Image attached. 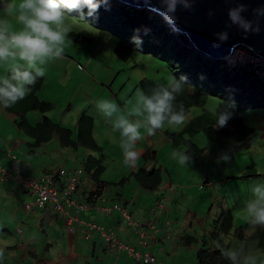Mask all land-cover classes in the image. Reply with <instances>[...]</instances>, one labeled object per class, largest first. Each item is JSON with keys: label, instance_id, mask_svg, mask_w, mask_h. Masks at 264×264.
Returning a JSON list of instances; mask_svg holds the SVG:
<instances>
[{"label": "crops", "instance_id": "obj_1", "mask_svg": "<svg viewBox=\"0 0 264 264\" xmlns=\"http://www.w3.org/2000/svg\"><path fill=\"white\" fill-rule=\"evenodd\" d=\"M3 75H6L5 70ZM132 90L129 94L126 91L119 90L116 92L112 90L113 97L109 99L113 98L112 100L121 106L127 100L129 101V107H131L134 105L136 98ZM53 93L57 99H62L63 93H60L56 88ZM46 100L54 101L52 97ZM96 102L97 99H94L93 103L96 104ZM95 115L108 126H111L98 110ZM19 118L21 117L8 110V108L0 106V248H3L6 252L7 263L10 259L16 261L20 259L27 264H142L129 251L110 250L103 230H109V233L112 232L115 238L140 251L146 250L141 244L142 235L146 233L150 242L149 251L159 258V254L156 255L153 251V246L161 240L160 238L166 231L167 223L171 221V235L166 237V239L170 238L167 241L170 251L166 254L172 259L170 261L161 259L162 262L165 264H194L195 257L191 259L192 253L183 246L184 240L188 239L184 236V232L186 234L190 229L188 221L186 219V222H180L171 218V208L178 196H186L185 192L188 188L199 186L202 177H207V173L203 172L201 177H194L193 175V177H182L189 173L192 165L196 166V162L193 161V164L191 163L189 166H180L171 157L174 150H184L185 147L183 145L175 146L166 133L167 131L181 132L185 126L175 129L165 128L152 135H148L147 132L141 130L143 139L137 143L139 159L136 165L133 167L128 166L124 173L120 172L119 177H101V179L110 182L119 180H122V182L110 184L100 196L91 198V191L97 183L93 178L83 174L82 171L79 177L80 185L78 184V188L73 194L83 206L76 208L73 205H66L65 212H60L50 201L46 202V205L36 207L33 210L26 209L23 206L24 202L33 198L30 190L24 188L23 180L30 177H39L48 172H56L63 166L43 168L40 165L35 157L37 149L43 143L33 145L34 139L28 136L19 126ZM78 118L69 125H65V118L61 123L72 127L76 124ZM188 121L187 125H189ZM93 122V137L97 141L94 117ZM160 133L164 135L167 141L166 149L168 153L163 154V157H160L155 150V139ZM113 141L114 143L121 141L120 134L116 131H114ZM99 145L102 147L103 152V146ZM60 146H62V149L59 151L58 156L62 157L67 150L73 149L74 151H67L68 158L74 161L72 167L83 169V161L87 157H84L83 153L88 155L92 150L82 144H78L76 147H66L60 143ZM79 148L87 150L82 152ZM205 152L206 150L200 157H192V160L201 159ZM150 154V159L145 158L146 155L149 156ZM168 155L171 157L168 161L171 162V168L165 169L164 173L167 172V176L162 177L161 185L154 189L143 186L137 179L140 176L137 173L142 168L150 170L153 163L162 162ZM17 169L20 172H17ZM106 169L107 166H105L103 173ZM117 169L115 167V170ZM5 171H8L9 178L3 180ZM20 175H22L21 179ZM114 175H117V171ZM173 177H177L178 180ZM236 178L225 177L222 179L221 177L220 180L227 185L234 182L232 180ZM187 181L190 182L187 183ZM205 185L211 186V181L207 179ZM113 203L126 207L127 212L138 217L141 223L140 226H126L125 220L116 209L111 212L103 210L104 206ZM205 224L206 219L197 216L196 213L191 217L192 228L197 229V225L205 227ZM153 225H157L158 229H153ZM247 227L249 228V226ZM249 229L251 234L255 227L251 226ZM250 234L247 232V235ZM153 236L157 238L156 243ZM43 239H46L48 243L45 244ZM177 249H179V254H175Z\"/></svg>", "mask_w": 264, "mask_h": 264}, {"label": "rangeland", "instance_id": "obj_2", "mask_svg": "<svg viewBox=\"0 0 264 264\" xmlns=\"http://www.w3.org/2000/svg\"><path fill=\"white\" fill-rule=\"evenodd\" d=\"M3 2L7 3L8 0H0V5ZM69 16L76 19L72 20L71 23L75 26L73 31L77 33V37H71L72 43L66 48L64 58L48 66L44 83L37 91V96L42 99L52 97L54 101L50 102L54 106L44 113L40 110L29 111L28 116L32 122L41 120L44 115L56 122H61L65 118V125H69L71 122H75L83 112L91 114L95 118L97 141L104 148L103 162L107 166L101 177H119L121 175L120 172L124 173L128 167L123 162V152L121 147H119L121 141L114 143V131H112L111 126L97 118L95 115L97 108L93 100L113 97L112 90L116 92L119 90L126 91L129 94L135 87L132 91L136 96L137 90L144 89L143 84L145 82L143 80L145 78L149 79L151 86H153L157 81L162 82L171 75L175 76V72L166 65V61L149 52L142 53L135 50L129 59H119L113 51L114 46L118 42V36L115 33L87 20H80L70 13ZM10 22L16 26L15 21L10 20ZM245 51L244 47H237L233 56H235V53L240 55ZM3 74L4 69H0V75ZM55 88L60 93H63L62 99H57L53 93ZM236 108L234 103L220 96L208 95L203 106L190 108L186 113L187 121L197 115H203L202 118L196 119V124H212L209 121L215 119L216 122V116L214 115L216 110H224L232 114ZM243 118L254 129L253 135L246 144L226 143L222 140L210 141L203 131L191 134L192 139L194 138L196 142L206 148V152L201 159L199 158L200 160H192L191 163L193 164V161H195L196 166L192 165L189 173L182 177H201L202 172L207 173V177H202L199 186L188 188L185 192L186 196H178L171 208V218L180 222H186L187 219L188 227L190 228L188 232L196 234L199 239L205 229L208 244L212 245L215 243L216 246H219V243L213 241L214 239L210 236L212 225H215L213 218H218L219 214L224 211H230L237 228H233L227 236H223L224 242L228 245L227 251L238 252L240 261L252 259L255 264H264V248L258 247L256 240L251 239L249 244L245 240H241V229L239 228L240 225L245 226L242 229H245L250 234L249 228L251 225L247 220L244 206L251 198V188L257 186V181H264V111L258 110L253 111V113L246 111L243 114ZM191 119L188 121L189 126L192 123ZM165 128L169 127L166 126ZM166 142L162 133L155 139V150L160 157L168 153ZM61 147L58 138L55 136L53 139L45 141L37 149L35 158L43 168H58L59 166H69L71 168L74 165V161L68 158L67 151L74 150L69 149L62 157H59ZM79 150L84 152L87 149L79 148ZM224 152H228L231 155V162L228 164L220 160V156ZM83 154L84 157L87 156L86 153ZM169 159L171 157L168 155L166 159L158 163L159 166L171 168V162H168ZM115 167L118 169L115 170ZM116 171L117 175H114ZM255 173L258 175H254ZM166 176L167 172H165L164 177ZM243 176L245 178H242ZM39 177H30V179ZM221 177L222 179L225 177L237 178L232 180L234 182L225 185L220 180ZM8 178L9 175L5 172L3 180ZM173 178L177 179V177ZM207 179L211 181V186L205 185ZM189 182L187 181V183ZM194 213L206 219L205 227L200 225H197V229L191 227V217ZM132 216L136 218V216ZM106 231L109 232V230ZM43 240L45 244L48 243L46 239ZM115 250H117V246ZM121 250L128 251L126 248ZM153 251H155L156 255L159 254L160 257L156 258L161 262V259H168L169 261L172 259L166 254L170 251L167 242H157L153 246ZM190 252H192L191 259H194V250ZM175 254H179V249L175 251ZM15 261L10 259L9 263L6 261L5 264H27L20 259Z\"/></svg>", "mask_w": 264, "mask_h": 264}, {"label": "trees", "instance_id": "obj_3", "mask_svg": "<svg viewBox=\"0 0 264 264\" xmlns=\"http://www.w3.org/2000/svg\"><path fill=\"white\" fill-rule=\"evenodd\" d=\"M85 13H87V9H85ZM70 14L115 33L118 36V42L113 51L119 59H129L135 50L142 53L149 52L166 61V65L175 72L177 79L187 77L184 93L177 97V101L184 104L186 113L191 107L203 106L208 95L220 96L236 105V110L234 113H230V119L224 127L217 126L215 119L209 121L212 124H196V119L203 117V115H197L191 119V126L186 124L183 131H167L166 134L175 146L183 145L192 157H200L205 151V147L192 140L191 134L203 131L210 141L222 140L226 143L238 144H246L253 135L254 129L245 122L243 114L246 111L251 113L258 110L264 111V60L249 49L240 55L235 53V56L231 58L214 59L188 45L186 35L173 31L161 15L152 13L146 8L126 5L118 0H108L107 4H102L94 17L87 15L81 17L78 12ZM70 35L73 38L77 37L75 31ZM134 36L139 37L142 44L134 43L132 39ZM43 81L44 78L39 79L27 98L8 110L21 117L18 124L28 136L34 139L33 145L35 146L56 136L63 146L76 147L78 144H82L91 149L92 151L90 150L91 152L83 161L82 171L97 183L91 191V198H96L115 181L101 179L105 168L104 153L102 147L93 137V117L87 112H83L72 127L53 121L46 115L40 121L32 122L28 118L29 111L40 110L44 113L54 106L49 100L37 96V91ZM143 82H145L143 88L147 91L151 87V82L147 78ZM145 158L150 159L151 154L146 155ZM165 169L162 165L153 163L150 170L142 168L137 173L140 175L137 179L145 187L158 188L162 183V177L165 176ZM118 182L120 183L122 180L115 183ZM77 188L78 184L76 190ZM213 222L215 225H212L210 236L214 239L213 241L219 243V246H216L215 243L208 244L205 229L200 239L196 234L189 232L185 234L184 232V236L188 239L184 240L183 246L189 252L194 250L193 254L196 259L194 264H233L227 258L228 245L223 238L233 228H237L233 215L230 211H224L219 214L218 218H214ZM243 227L245 226H239L241 240H245L248 244L251 239L256 240L257 246L264 248V228L255 227L253 233L247 235L245 229H242ZM165 230L158 242L166 243L170 239H166V237L171 235V231L167 227ZM154 240L156 243L157 238L155 237ZM238 259L241 260L239 254ZM142 264L150 263L143 262Z\"/></svg>", "mask_w": 264, "mask_h": 264}, {"label": "clouds", "instance_id": "obj_4", "mask_svg": "<svg viewBox=\"0 0 264 264\" xmlns=\"http://www.w3.org/2000/svg\"><path fill=\"white\" fill-rule=\"evenodd\" d=\"M107 2L108 0H19V2L8 0L7 3L3 2L0 5V69H4L6 75H0V106L10 108L26 99L37 81L46 77L48 66L64 58L66 48L72 43L70 34L75 26L71 21L76 20L70 17L69 13L78 12L81 17L85 15L94 17L102 4H107ZM195 2L196 0H158L160 7L153 11L161 15L173 31L180 33L179 29L175 27L179 20L176 13L181 9L193 10ZM228 2L236 3V7L230 8L228 11L226 29L236 26L246 34H258L261 30V23L264 21V3H259L257 8L252 10L254 18L249 20L242 15L243 12L248 11L246 3L239 2V0H228ZM85 9H87V13H85ZM153 11L150 12L155 13ZM10 20L15 21L16 26ZM214 35L219 38L221 43L228 40L227 30ZM132 39L134 43L142 44L139 37L134 36ZM187 42L193 47L188 37ZM244 49L246 50V48ZM186 80L187 77L177 79L171 75L165 81L155 82L147 91L139 89L136 92L135 103L131 107L127 100L124 101L123 106L112 99L97 100L95 106L99 113L107 119L112 129L120 134V147L126 166H135L139 159L137 143L143 139L141 130L152 135L157 131L164 130L166 126L175 129L186 125L185 106L182 102L177 101V97L184 93ZM214 115L219 127L226 126L230 119V113L224 110H216ZM171 157L180 166H189L192 162V156L187 149H176L171 153ZM220 160L228 164L231 162V155L224 152L221 154ZM61 168L80 169L79 184V177L83 170L81 167L63 166L56 172L48 173H58ZM58 180L60 188H62L64 176H58ZM256 185L251 188V198L246 202L244 210L252 227L264 228V181H257ZM75 191L76 189L73 193ZM30 192L32 193L31 190ZM73 193L71 197L77 201ZM77 203L83 206L78 201ZM66 205L68 204H65V207ZM124 208L128 210L126 207ZM140 224L139 219L136 226L127 224L126 226L137 227ZM166 227L171 231V221L167 223ZM152 228L158 229L157 225H153ZM144 234L142 238L148 239L146 233ZM145 248L144 251L135 249L133 251H149V246ZM227 258L233 264H255L252 259L240 261L236 251H228ZM5 262L6 252L0 248V264H5ZM139 262L143 263V261Z\"/></svg>", "mask_w": 264, "mask_h": 264}, {"label": "water", "instance_id": "obj_5", "mask_svg": "<svg viewBox=\"0 0 264 264\" xmlns=\"http://www.w3.org/2000/svg\"><path fill=\"white\" fill-rule=\"evenodd\" d=\"M119 1L127 5L148 8L150 11L160 7L158 0ZM239 2L247 4L248 11L243 12L242 15L251 20L254 18L252 10L256 9L259 3H264V0H239ZM233 7H236V3L228 2V0H196L193 10H178L176 15L179 20L175 27L188 37L197 51L212 58L232 57L237 47L243 46L264 60V21L261 23V30L258 34H246L236 26L226 29L228 11ZM225 30L228 31V40L221 43L214 34Z\"/></svg>", "mask_w": 264, "mask_h": 264}, {"label": "built area", "instance_id": "obj_6", "mask_svg": "<svg viewBox=\"0 0 264 264\" xmlns=\"http://www.w3.org/2000/svg\"><path fill=\"white\" fill-rule=\"evenodd\" d=\"M80 171V169L61 168L58 173H47L37 179L25 178L23 180L24 188L32 191L33 200L25 202L24 206L27 209H34L50 201L60 212H65V204L80 207L81 205L71 197V194L78 184V174ZM5 172L8 173V171ZM17 172H20L19 169H17ZM60 175L64 176L65 179L62 188H60V181L58 180V176ZM19 177L21 179L22 175ZM113 208H117L120 211L127 225L136 226L139 223L138 218H134L131 213H128L127 210L119 204H114L113 206L106 205L103 210L111 212ZM132 219H134V221H132ZM103 234L107 239L108 248L110 250H115L116 246L117 249L126 248L135 256L137 261L150 264H163L149 251H133L131 246L115 238L112 232L109 233L103 230ZM141 242L145 247H148L150 244L146 237H143Z\"/></svg>", "mask_w": 264, "mask_h": 264}]
</instances>
